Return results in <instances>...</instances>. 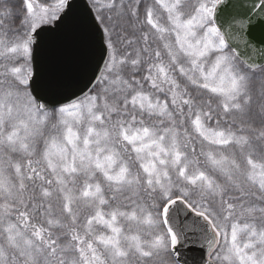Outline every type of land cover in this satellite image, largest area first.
<instances>
[{"label": "snow or ice", "instance_id": "obj_1", "mask_svg": "<svg viewBox=\"0 0 264 264\" xmlns=\"http://www.w3.org/2000/svg\"><path fill=\"white\" fill-rule=\"evenodd\" d=\"M223 2L0 0V264H264V0Z\"/></svg>", "mask_w": 264, "mask_h": 264}, {"label": "water", "instance_id": "obj_2", "mask_svg": "<svg viewBox=\"0 0 264 264\" xmlns=\"http://www.w3.org/2000/svg\"><path fill=\"white\" fill-rule=\"evenodd\" d=\"M252 7V0H224V2L218 5L215 19L218 27L222 32L234 33L237 22L253 18L250 16V9ZM257 22L260 21L257 18ZM259 48V45H257ZM242 52H246L248 55H253L250 49L241 47ZM61 57V48L55 39L47 41L42 49L38 52V62L45 68L46 71H55L58 67ZM254 59L259 60V54L254 55ZM202 254L200 250L197 255Z\"/></svg>", "mask_w": 264, "mask_h": 264}]
</instances>
